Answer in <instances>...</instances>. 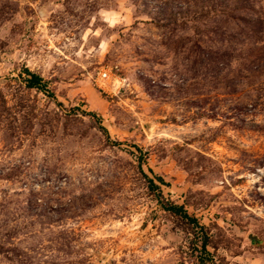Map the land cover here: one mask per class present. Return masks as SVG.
Segmentation results:
<instances>
[{
  "label": "rangeland",
  "instance_id": "374dc122",
  "mask_svg": "<svg viewBox=\"0 0 264 264\" xmlns=\"http://www.w3.org/2000/svg\"><path fill=\"white\" fill-rule=\"evenodd\" d=\"M0 264H264V0H0Z\"/></svg>",
  "mask_w": 264,
  "mask_h": 264
},
{
  "label": "trees",
  "instance_id": "16d2710c",
  "mask_svg": "<svg viewBox=\"0 0 264 264\" xmlns=\"http://www.w3.org/2000/svg\"><path fill=\"white\" fill-rule=\"evenodd\" d=\"M29 80L27 81V87L29 88H37L38 85H40V78L35 75V74H29ZM148 183L150 184L151 187H155V185L153 184L152 180H148ZM168 210H172V211H179L180 208L175 207V206H169L167 208Z\"/></svg>",
  "mask_w": 264,
  "mask_h": 264
},
{
  "label": "built area",
  "instance_id": "2783aa9c",
  "mask_svg": "<svg viewBox=\"0 0 264 264\" xmlns=\"http://www.w3.org/2000/svg\"><path fill=\"white\" fill-rule=\"evenodd\" d=\"M100 77L103 79V78L106 77V74L105 73H102V74H100Z\"/></svg>",
  "mask_w": 264,
  "mask_h": 264
}]
</instances>
